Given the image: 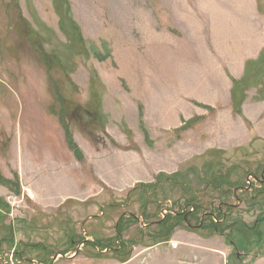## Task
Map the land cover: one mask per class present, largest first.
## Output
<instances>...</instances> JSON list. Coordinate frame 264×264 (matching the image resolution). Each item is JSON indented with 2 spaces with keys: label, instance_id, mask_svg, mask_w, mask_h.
<instances>
[{
  "label": "rangeland",
  "instance_id": "obj_1",
  "mask_svg": "<svg viewBox=\"0 0 264 264\" xmlns=\"http://www.w3.org/2000/svg\"><path fill=\"white\" fill-rule=\"evenodd\" d=\"M260 27L264 0H0V264H264Z\"/></svg>",
  "mask_w": 264,
  "mask_h": 264
},
{
  "label": "crops",
  "instance_id": "obj_2",
  "mask_svg": "<svg viewBox=\"0 0 264 264\" xmlns=\"http://www.w3.org/2000/svg\"><path fill=\"white\" fill-rule=\"evenodd\" d=\"M239 12V11H238ZM260 20V19H259ZM189 24V23H188ZM190 25V27L188 28L189 29V31H188V35H193V36H195V37H199L200 35H199V29H197V23L196 22H192L191 21V23L189 24ZM258 32H259V34H260V37H259V40L258 41H256V40H251V41H245V42H239L237 45H239L240 46V48L238 49V51H241V50H243V45H246L247 46V48L249 47V48H261V46L262 47H264V41H263V39H264V31H262V28L260 27L259 28V30H258ZM190 33V34H189ZM260 38L262 39V40H260ZM236 45V46H237ZM234 47H232L231 48V50L233 49ZM199 49V48H198ZM198 49H197V51H198ZM203 49V46H202V48H201V50ZM215 56V55H214ZM213 55H212V57H210V56H208V58H213L214 57ZM201 58H203L200 62H199V65H200V67H204L205 66V63H206V60H207V58L205 57V56H202ZM215 58H216V56H215ZM208 62V61H207ZM244 72V71H243ZM209 76L210 77H214V78H216L217 79V73L215 74V75H208V78H209ZM206 78H207V75L205 76ZM200 83H202V82H200Z\"/></svg>",
  "mask_w": 264,
  "mask_h": 264
},
{
  "label": "flooded vegetation",
  "instance_id": "obj_3",
  "mask_svg": "<svg viewBox=\"0 0 264 264\" xmlns=\"http://www.w3.org/2000/svg\"><path fill=\"white\" fill-rule=\"evenodd\" d=\"M263 175L261 176V181H259V184L263 187V184H264V171L262 172Z\"/></svg>",
  "mask_w": 264,
  "mask_h": 264
}]
</instances>
